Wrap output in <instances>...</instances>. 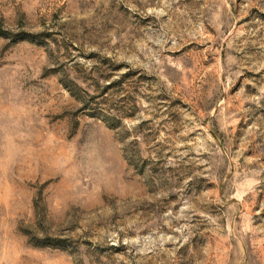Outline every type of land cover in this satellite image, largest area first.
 <instances>
[{
  "label": "rangeland",
  "instance_id": "1",
  "mask_svg": "<svg viewBox=\"0 0 264 264\" xmlns=\"http://www.w3.org/2000/svg\"><path fill=\"white\" fill-rule=\"evenodd\" d=\"M0 264H264V0H0Z\"/></svg>",
  "mask_w": 264,
  "mask_h": 264
}]
</instances>
